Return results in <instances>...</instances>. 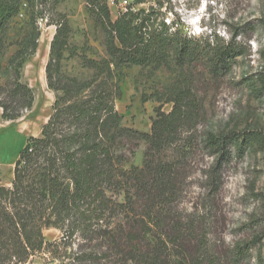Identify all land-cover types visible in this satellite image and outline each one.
<instances>
[{
    "label": "trees",
    "instance_id": "trees-1",
    "mask_svg": "<svg viewBox=\"0 0 264 264\" xmlns=\"http://www.w3.org/2000/svg\"><path fill=\"white\" fill-rule=\"evenodd\" d=\"M61 2L0 0L3 120L31 110L35 94L22 67L37 51L41 22L54 27L44 66L54 93L50 117L20 150L11 185H0V264H175L174 258L242 264L264 229L218 249L208 238L212 214L206 206L234 159L264 152V127L254 111L242 128L235 120L215 127L205 95L232 77L239 58L250 56V37L184 34L179 22L166 23L162 0H130L115 19L107 0H85L98 52L86 36L75 43L68 18L57 11ZM143 4L148 8L136 9ZM260 28L264 32V15L253 27ZM259 56L260 70L233 84L264 105V50ZM133 67L146 80L166 75L146 98L157 104L148 132L124 126L116 108L123 70ZM166 104L169 112L162 110ZM199 157L210 162L202 171L203 209H182ZM48 227L62 231L59 243L45 241Z\"/></svg>",
    "mask_w": 264,
    "mask_h": 264
},
{
    "label": "rangeland",
    "instance_id": "rangeland-1",
    "mask_svg": "<svg viewBox=\"0 0 264 264\" xmlns=\"http://www.w3.org/2000/svg\"><path fill=\"white\" fill-rule=\"evenodd\" d=\"M167 7L165 21L179 22V29L190 36H210L215 34L224 39L234 33L241 34L237 39L250 37V56L239 58L233 69L232 77L220 86H213L207 91L206 101L212 124L217 127L232 120L244 126L247 112L260 117L264 127V105L249 98L246 89L233 82L243 76L260 70V52L264 50V32L255 30V21L264 15V0H162ZM112 19L117 18L122 8L119 4L108 5ZM148 4L139 5L136 9H147ZM57 11L64 14L74 30V41L81 45L87 37L89 46L101 51L100 38L93 30V24L86 10L85 0H63ZM19 23V20L15 21ZM175 26V27H177ZM54 34V27L41 22V37L36 53L29 57L22 67V79L35 94L34 104L30 111L15 121H5L0 117V185L9 187L12 171L20 150L30 137H39L43 125L51 114L54 93L47 88L44 66L48 59L49 45ZM46 55V56H45ZM42 59V60H41ZM43 70V71H42ZM166 75L157 73L153 79L146 80L139 68L123 70L120 82L122 98L116 102V108L126 127L141 132H148L150 120L154 117L156 103L146 98L158 83L163 84ZM171 104L163 107L164 112L171 110ZM1 112V111H0ZM243 124V125H242ZM248 124L253 123L248 119ZM144 145L136 150L133 164L141 166ZM194 174L190 177L191 185L183 199L182 209H203L206 190L202 188V171L209 164L208 159L198 158ZM212 214L208 238L212 245L232 248L237 242L252 240L261 236L264 229V152L248 153L241 159H234L225 169L222 187L212 196L209 205ZM215 219V220H214ZM43 235L48 243H59L62 231L55 227L44 229ZM251 245L247 260L242 264H257L259 256L264 258V239L259 237ZM41 259L37 262L41 263ZM175 264H185L174 258Z\"/></svg>",
    "mask_w": 264,
    "mask_h": 264
},
{
    "label": "built area",
    "instance_id": "built-area-1",
    "mask_svg": "<svg viewBox=\"0 0 264 264\" xmlns=\"http://www.w3.org/2000/svg\"><path fill=\"white\" fill-rule=\"evenodd\" d=\"M107 4H119L122 8H125L130 4V0H107Z\"/></svg>",
    "mask_w": 264,
    "mask_h": 264
},
{
    "label": "bare ground",
    "instance_id": "bare-ground-1",
    "mask_svg": "<svg viewBox=\"0 0 264 264\" xmlns=\"http://www.w3.org/2000/svg\"><path fill=\"white\" fill-rule=\"evenodd\" d=\"M46 56V55H45ZM42 60V59H41ZM43 71V70H42Z\"/></svg>",
    "mask_w": 264,
    "mask_h": 264
}]
</instances>
